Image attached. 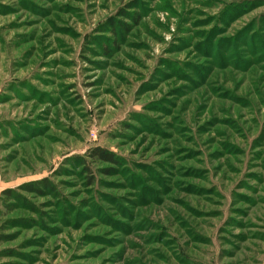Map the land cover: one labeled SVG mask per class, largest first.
Returning a JSON list of instances; mask_svg holds the SVG:
<instances>
[{"label": "rangeland", "instance_id": "374dc122", "mask_svg": "<svg viewBox=\"0 0 264 264\" xmlns=\"http://www.w3.org/2000/svg\"><path fill=\"white\" fill-rule=\"evenodd\" d=\"M0 187V264H264V0H0Z\"/></svg>", "mask_w": 264, "mask_h": 264}, {"label": "trees", "instance_id": "16d2710c", "mask_svg": "<svg viewBox=\"0 0 264 264\" xmlns=\"http://www.w3.org/2000/svg\"><path fill=\"white\" fill-rule=\"evenodd\" d=\"M138 20L139 18L135 19V24L138 23ZM113 43H116V41L114 40ZM115 48H116L115 45H113V47L108 46L107 50L114 52V50H116ZM88 156H90L92 159L101 160L105 162H110V163L117 162L115 154L101 146H95L94 148H92L91 151L88 153ZM17 190L41 195V194H47V192L48 193L53 192L54 187H53L52 182L49 179L42 178V179L35 180V181L24 182L17 187ZM3 197L16 200L20 196L15 193L13 188H4L1 191L0 201L2 200ZM4 204H5L4 206L7 209H10L11 206L9 204H6V203Z\"/></svg>", "mask_w": 264, "mask_h": 264}, {"label": "crops", "instance_id": "0c3cea01", "mask_svg": "<svg viewBox=\"0 0 264 264\" xmlns=\"http://www.w3.org/2000/svg\"><path fill=\"white\" fill-rule=\"evenodd\" d=\"M2 189V187H0V190Z\"/></svg>", "mask_w": 264, "mask_h": 264}]
</instances>
